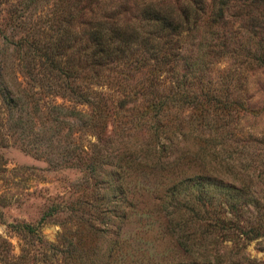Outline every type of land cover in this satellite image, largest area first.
Segmentation results:
<instances>
[{
  "label": "rangeland",
  "instance_id": "374dc122",
  "mask_svg": "<svg viewBox=\"0 0 264 264\" xmlns=\"http://www.w3.org/2000/svg\"><path fill=\"white\" fill-rule=\"evenodd\" d=\"M185 1L160 0L173 6ZM221 2L229 46H214L218 39L204 20L220 0H202L201 17L180 38L188 59L201 41L203 68L190 71L178 62L158 85L162 94L181 100L185 94L182 105L165 101L170 106L156 112L145 100L153 93L139 88L142 71L109 72L103 89L115 109L127 100L124 115H106L99 138L91 125L69 116L56 130L24 118L25 142L41 144L32 152L19 146L8 128L14 112L9 115L0 102V235L19 255L16 264H199L204 256L213 264H264V236L237 237V228L226 233L219 227L221 216H230L228 185L247 184L244 191L264 205V66L243 58L258 35L249 31V18L235 15L241 0ZM66 3L0 0V73L8 84L20 70L21 52L12 42L32 31L43 30L45 38L61 32ZM70 3L72 42L85 38L84 19L125 25L140 7L139 0ZM258 20L264 25V14ZM193 94L197 107L189 100ZM55 99L88 111L71 99ZM48 140L50 149L43 152ZM229 249L240 256L227 259Z\"/></svg>",
  "mask_w": 264,
  "mask_h": 264
},
{
  "label": "trees",
  "instance_id": "16d2710c",
  "mask_svg": "<svg viewBox=\"0 0 264 264\" xmlns=\"http://www.w3.org/2000/svg\"><path fill=\"white\" fill-rule=\"evenodd\" d=\"M66 1H68L67 6L61 7V13L59 12L61 23H64L61 32H53V36L48 35L46 38L43 37V30L20 35L12 42L13 46L21 52L18 57L20 70L15 73V76L13 75L10 84L0 73V102L9 115L14 112L8 128L16 136L18 135L19 146L22 149L32 152L41 150V144H36L38 142L35 140L25 142L22 134V129L25 127L24 118L31 121L35 119L43 126L47 124L46 128L51 126L58 128L62 116H69L71 119L81 120L82 124L91 125L95 131L94 135L99 138L105 126V116L108 114L115 116L117 113L118 116L119 114L124 115V102L127 101L124 97L121 98L117 109L111 104L110 93H106L103 89L107 83L104 77H107L109 72L142 71V79L138 81L139 88L144 89L146 93H153V96L145 100L146 105H150L156 112L165 104V101L171 105L174 100H179L181 105L188 101L185 94L181 100L170 94L160 93L158 85L164 81L163 74L171 73L179 63L182 69L190 71L203 68L204 50L200 51L199 47L201 41H198L196 47L199 52H196L192 59H188L186 52H183L187 49L180 38L181 32L194 28L197 19L201 17L200 13L203 9L200 3L202 0H186L183 5L179 3L176 6L160 2V0H139L140 7H138V12L133 14L134 21H129L125 25L116 21L108 23L106 20L84 19L85 28L81 32L85 33V38L77 42H72L71 29H69L72 18V11L69 9L71 3L70 0ZM221 1L227 0H220V4L210 11L204 20L209 18L207 23L209 32L215 33L218 39L214 46L225 51L224 49L229 46L231 36L225 34L226 21L223 15L225 8ZM238 8V12L236 14L233 12L231 15L239 14L240 20L244 17L249 18L251 20L249 31L252 35H258L252 40L253 49L246 48L243 58L247 61L254 60L257 66H264V32H262L264 25L258 20L259 15L264 14V0H241ZM240 27H243V23ZM202 44L204 45V42ZM70 51L73 54L69 53ZM74 56L75 59L72 58ZM56 96L71 99L77 104H84L88 111L80 110L74 105H64L55 99ZM189 96V100L194 101L197 107L198 95ZM184 99L185 101L182 102ZM27 106L28 110H25ZM164 106L169 107L170 105L165 104ZM127 121H132V118ZM120 122L124 123V121ZM144 122L142 121V124ZM97 124H100L99 129L95 128ZM32 125L35 126L34 123ZM55 127L53 130L57 129ZM152 133L158 134V130L153 128ZM34 137L32 135V138ZM50 146L51 142L45 141L42 147L43 152L48 151ZM80 150H83L82 147H79ZM93 162L90 159L86 162V167ZM245 187L249 186L247 184L238 187L227 186L225 191L227 209L225 211L230 213V216L222 215L219 219V222L221 221L219 227L225 232V229L231 226L237 228V237L242 236L249 239L264 236V212H261L264 205L257 198L252 197L248 191H244ZM207 189L205 186L204 200H209L212 196V193L206 195ZM251 209L254 210V214ZM244 212L249 214L245 215ZM231 216L235 218V221ZM208 224L215 226V222ZM30 229L28 227L24 230L29 231ZM10 251V243L0 235L1 263L16 264L19 255L15 256ZM233 254L235 258L240 256L236 255V250L231 249L224 256L231 259ZM241 257H243L242 252ZM209 262L210 259L204 256L198 263L213 264ZM234 263H237L236 260Z\"/></svg>",
  "mask_w": 264,
  "mask_h": 264
}]
</instances>
